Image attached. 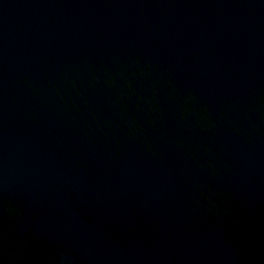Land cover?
Instances as JSON below:
<instances>
[{
    "label": "water",
    "instance_id": "1",
    "mask_svg": "<svg viewBox=\"0 0 264 264\" xmlns=\"http://www.w3.org/2000/svg\"><path fill=\"white\" fill-rule=\"evenodd\" d=\"M0 264H264V0H0Z\"/></svg>",
    "mask_w": 264,
    "mask_h": 264
}]
</instances>
